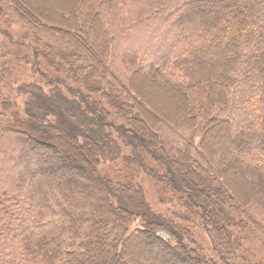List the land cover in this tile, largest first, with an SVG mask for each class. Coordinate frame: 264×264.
I'll use <instances>...</instances> for the list:
<instances>
[{"label":"trees","instance_id":"trees-1","mask_svg":"<svg viewBox=\"0 0 264 264\" xmlns=\"http://www.w3.org/2000/svg\"><path fill=\"white\" fill-rule=\"evenodd\" d=\"M13 25L0 264H264V0H0Z\"/></svg>","mask_w":264,"mask_h":264},{"label":"rangeland","instance_id":"rangeland-1","mask_svg":"<svg viewBox=\"0 0 264 264\" xmlns=\"http://www.w3.org/2000/svg\"><path fill=\"white\" fill-rule=\"evenodd\" d=\"M47 1L49 4H53L57 2L58 0H47ZM7 28H9L10 33L15 34L14 35L15 39L20 40V44H22V48L20 47L15 48L6 39L0 38V70H2L5 67L11 69V75L5 78L9 81L27 79V75H25V73L29 74V72L27 71L28 70L27 67L24 66L22 62L17 60L18 56L29 52V50L25 47V45H23L24 44L23 41H21L20 39L21 35L24 33V28L21 25H13ZM9 52L11 53L10 54L11 57L10 55H8ZM49 71L51 72V74H53V72L50 69ZM3 148L5 147H2V149ZM3 151L1 150V152ZM8 156L10 158L12 157V154ZM8 165L9 164H6V165L0 164V178H2L4 175L13 176L12 169ZM80 174H81L80 172L70 171V176L72 177H78ZM137 182L142 187L145 201L149 204V206H151L152 209L157 210V211L162 210L164 207L160 205V200H159L160 199V192H159L160 187L158 186V184H156L153 180H151L144 174L139 176V178L137 179ZM160 236L163 238H167V236L163 233L160 234ZM258 246L259 245L256 244L255 249H258Z\"/></svg>","mask_w":264,"mask_h":264}]
</instances>
